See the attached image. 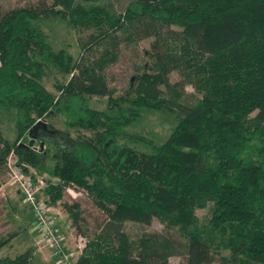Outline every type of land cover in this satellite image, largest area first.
I'll use <instances>...</instances> for the list:
<instances>
[{"label": "trees", "instance_id": "obj_1", "mask_svg": "<svg viewBox=\"0 0 264 264\" xmlns=\"http://www.w3.org/2000/svg\"><path fill=\"white\" fill-rule=\"evenodd\" d=\"M102 0H36L0 12V109L14 111V140L0 131V167L12 150L19 162L45 169L44 151L19 146L36 121L60 117L62 133L44 189L50 204L66 187L82 189L104 216L75 264H264V0H127L119 12ZM57 18L78 34V58L52 50L37 23ZM121 36V37H120ZM151 39L141 69L113 97L103 70L118 46ZM93 54H88L91 52ZM97 54L96 56L94 54ZM67 80L47 91L48 67ZM175 71L181 82H168ZM183 84L193 95L185 98ZM106 97V110L88 105ZM151 109L175 117L166 139L148 153L116 145L122 129ZM209 205L208 224L197 208ZM74 234L82 221L76 202L62 203ZM157 220L181 241L142 232L125 221ZM12 236L0 238V248ZM159 247L160 248L159 250ZM0 264H40L28 250Z\"/></svg>", "mask_w": 264, "mask_h": 264}, {"label": "rangeland", "instance_id": "obj_2", "mask_svg": "<svg viewBox=\"0 0 264 264\" xmlns=\"http://www.w3.org/2000/svg\"><path fill=\"white\" fill-rule=\"evenodd\" d=\"M36 0H0V12L7 11L12 8L23 7L34 4ZM127 0H102L100 4L106 6L109 10L119 12ZM37 26L43 32L45 41L50 45L52 50L65 49L69 51L73 57L78 58L80 53L77 38L78 34L69 28L62 20L57 18H48L40 20ZM121 37V36H120ZM151 39H141L133 44L118 46L117 59L103 70L105 82L109 88H113V97L124 94L129 83H133L132 75L135 71L140 70L144 60L146 59V50H149ZM88 54H93L92 50ZM97 55L96 53L94 54ZM68 76L58 74L54 68L48 67L41 79L42 86L52 94H56V86L67 80ZM180 78L175 71L168 76V82L173 83L179 81ZM181 82V81H179ZM130 83V84H131ZM183 95L188 98L193 95V89L189 84H183ZM88 105L97 110H106V97H89ZM14 111L0 109V131L7 141L12 143L14 140ZM45 128L40 124L32 134V147L36 150H43L44 166L43 170H36V176L41 178L43 183H55L57 179L49 175L56 159L57 141H62V133L68 132L70 138L76 136H92L90 130H74L68 129L62 124L60 117L41 121ZM175 117L167 113L156 110L144 109L139 120L129 124L122 129V135L116 139V145L129 147L137 152L148 153L149 146L136 140L126 139L125 134L141 135L144 138L152 140L155 145L162 143L168 136L172 126H174ZM28 140L19 141V146L25 147ZM42 141V146L38 144ZM33 170L27 171L28 174H34ZM46 187V186H45ZM44 188L38 190V196L41 200L47 201V195ZM76 202L79 205L82 221L80 222V235H75L70 226V220L67 212L64 210L62 203ZM55 209L52 224L56 228V233L62 237V252L66 254L67 261L60 262L58 257L52 253L47 247H40L36 244L38 228H36L35 219L30 209L21 201L20 194L9 182L8 174L3 167H0V238L11 235L10 240L0 248V257H13L18 253L28 250L34 262L40 264H68L75 260L78 256V250H81L86 240L96 231L99 223L102 222L104 216L92 205L87 194L80 188L66 187L60 201L53 204ZM195 215L199 219L200 225H207L210 215L209 205L197 208ZM57 216V217H56ZM60 220L61 225H56V218ZM63 221L65 226L63 227ZM71 229H70V227ZM64 228V229H63ZM71 232H70V230ZM124 231L129 237L135 238L142 232L161 234L167 240L181 241V237L173 230L165 229L157 220H152L149 225L141 226L139 224L125 221L123 224ZM64 230V232H63ZM80 248V249H79ZM162 247H159V250ZM166 264H184L183 258L170 256L166 259ZM210 264H219V260L214 256Z\"/></svg>", "mask_w": 264, "mask_h": 264}, {"label": "built area", "instance_id": "obj_3", "mask_svg": "<svg viewBox=\"0 0 264 264\" xmlns=\"http://www.w3.org/2000/svg\"><path fill=\"white\" fill-rule=\"evenodd\" d=\"M4 168L10 184L18 191L22 203L30 209L35 219L36 228H38L36 244L40 247H47L58 257L60 262H66L67 256L62 252V237L56 233V228L52 224L53 214L50 215L51 212L54 213V207L38 196V190L47 185L36 176V172L29 165L19 162L12 150L5 158ZM29 170H33L34 174H28ZM68 264H75V260Z\"/></svg>", "mask_w": 264, "mask_h": 264}, {"label": "water", "instance_id": "obj_4", "mask_svg": "<svg viewBox=\"0 0 264 264\" xmlns=\"http://www.w3.org/2000/svg\"><path fill=\"white\" fill-rule=\"evenodd\" d=\"M42 125L43 128H45L44 124L41 122V121H36L35 124L33 126H31V128L28 130L27 132V143L25 144V147H30L32 150H35L34 147H32V142H33V138L31 139L32 137V134L35 132L37 126L39 125ZM40 147L42 146V141L39 142L38 144Z\"/></svg>", "mask_w": 264, "mask_h": 264}, {"label": "crops", "instance_id": "obj_5", "mask_svg": "<svg viewBox=\"0 0 264 264\" xmlns=\"http://www.w3.org/2000/svg\"><path fill=\"white\" fill-rule=\"evenodd\" d=\"M54 211H55V209H54ZM57 217V216H56ZM55 217V218H56ZM52 218H53V215H52ZM56 225L58 226V225H61V222H60V220H58V218H56ZM65 226V224H64V221H63V227ZM68 226H69V224H68ZM59 227V226H58ZM70 227V226H69ZM60 228V227H59ZM64 229V228H63ZM70 229H71V227H70ZM69 229V230H70ZM63 232H64V230H63ZM70 232H71V230H70ZM80 249V248H79ZM80 251L81 250H78V254L80 253Z\"/></svg>", "mask_w": 264, "mask_h": 264}]
</instances>
